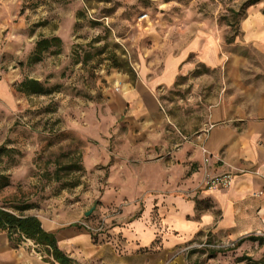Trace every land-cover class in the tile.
<instances>
[{
    "label": "rangeland",
    "instance_id": "obj_1",
    "mask_svg": "<svg viewBox=\"0 0 264 264\" xmlns=\"http://www.w3.org/2000/svg\"><path fill=\"white\" fill-rule=\"evenodd\" d=\"M263 2L0 0V82L6 80L12 88H0V103L5 104L0 106V152L12 154L15 170L24 166L16 174V191L25 197L39 194L40 202L33 203L37 208L81 212L95 207L83 218L93 225L118 212L120 185L129 194L136 181L195 197L201 188L196 162L179 158L171 168L166 162L172 159L152 156L149 145L141 157L128 150V136L139 134L141 116L132 105L117 108L113 95L122 86L138 89L137 80L147 84L164 70L167 57L211 29L222 39L223 53L248 59L245 72L264 69L255 49L231 46L241 39L246 10ZM54 37L61 39V49L52 47L35 60L36 43ZM24 79L39 81L49 94L17 92ZM223 82L222 72L197 67L173 87H159L155 101L165 112L169 108L180 133H192L208 111L204 97L222 89ZM169 127L163 126L165 133ZM143 135L150 137L147 131ZM251 236L262 241L238 245ZM187 248L190 264H264V227L233 239L204 233Z\"/></svg>",
    "mask_w": 264,
    "mask_h": 264
},
{
    "label": "crops",
    "instance_id": "obj_2",
    "mask_svg": "<svg viewBox=\"0 0 264 264\" xmlns=\"http://www.w3.org/2000/svg\"><path fill=\"white\" fill-rule=\"evenodd\" d=\"M263 11L264 2L246 10L239 27L241 39L231 46L252 47L264 59ZM221 45V37L211 29L178 55L167 57L164 70L147 84L137 80L138 89L122 86L113 95L117 108L132 105L141 116L139 134L128 136V150L141 157L145 145H149L152 156L172 159L166 162L171 168L179 158L196 162L201 178L199 192L189 198L182 191L157 186L150 189L135 181L129 194L120 185L118 212L106 218L105 232L99 237L81 227L87 209L78 212L41 205L25 212L26 216L36 217L46 233L55 236L57 247L67 257L79 264H190L187 246L201 234L233 239L263 229L264 69L245 72L249 71L248 59L242 54L223 53ZM197 67L222 72L223 88L214 95L206 90L208 111L204 121L194 132L182 134L169 108L165 112L157 104L155 94L159 87H173L179 77L192 74ZM8 86L6 80H1V89H12ZM0 106L4 108L5 104ZM165 124L170 126L166 133ZM146 131L149 138L143 135ZM8 156L7 152L0 154V176L9 182L0 189V206L22 200L40 202L39 194L25 197L16 191V174L23 172L24 166L15 170L4 161ZM224 174L233 176L230 187L207 188V179ZM121 181L125 182L124 178ZM184 188L182 185L181 190ZM0 264L52 263L31 255L27 248H13L7 233L0 231Z\"/></svg>",
    "mask_w": 264,
    "mask_h": 264
},
{
    "label": "trees",
    "instance_id": "obj_3",
    "mask_svg": "<svg viewBox=\"0 0 264 264\" xmlns=\"http://www.w3.org/2000/svg\"><path fill=\"white\" fill-rule=\"evenodd\" d=\"M264 13V11H263ZM61 39L54 37L51 39H41L36 43L35 60H39L41 55L48 52L52 47L61 49ZM15 90L26 96H44L48 95L50 91L44 89L41 83L34 79H24L16 87ZM5 152H0L3 154ZM8 153V157L4 161L7 164H12V154ZM0 161L3 159L0 157ZM9 182L6 177L0 176V189L8 186ZM15 205V204H14ZM38 209L33 203L16 204L15 207H8V205L0 206V231L6 232L9 243L15 249H18L22 243L30 241L33 243L37 251L45 256L43 260L52 264H79L76 261L67 257L57 247L55 236L46 233L41 226L40 221L34 216L16 215V212L25 213L30 210ZM202 235V234H201ZM101 234L95 235L99 237ZM246 240L252 242H261V238L248 237L239 240L238 245Z\"/></svg>",
    "mask_w": 264,
    "mask_h": 264
},
{
    "label": "built area",
    "instance_id": "obj_4",
    "mask_svg": "<svg viewBox=\"0 0 264 264\" xmlns=\"http://www.w3.org/2000/svg\"><path fill=\"white\" fill-rule=\"evenodd\" d=\"M232 178L233 176L231 174H224L221 176H216V177H212L207 179L206 181V186L208 189H225L230 187L231 183H232ZM81 227L85 230H87L89 233H91L92 235H98V234H102L105 232V227H106V219L99 221L98 223H96L95 225H92L86 221H83L81 223ZM23 245H27L30 246L29 247V251L30 254H37L39 257H41L42 259L45 258L44 255H42L41 253H39L38 251L35 250V246L33 245L32 242L27 241L22 243Z\"/></svg>",
    "mask_w": 264,
    "mask_h": 264
},
{
    "label": "water",
    "instance_id": "obj_5",
    "mask_svg": "<svg viewBox=\"0 0 264 264\" xmlns=\"http://www.w3.org/2000/svg\"><path fill=\"white\" fill-rule=\"evenodd\" d=\"M94 210H95V207H92L89 211H87L86 213H85V217H89L93 212H94Z\"/></svg>",
    "mask_w": 264,
    "mask_h": 264
},
{
    "label": "bare ground",
    "instance_id": "obj_6",
    "mask_svg": "<svg viewBox=\"0 0 264 264\" xmlns=\"http://www.w3.org/2000/svg\"><path fill=\"white\" fill-rule=\"evenodd\" d=\"M123 89H125V88L123 87Z\"/></svg>",
    "mask_w": 264,
    "mask_h": 264
}]
</instances>
